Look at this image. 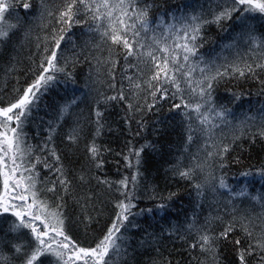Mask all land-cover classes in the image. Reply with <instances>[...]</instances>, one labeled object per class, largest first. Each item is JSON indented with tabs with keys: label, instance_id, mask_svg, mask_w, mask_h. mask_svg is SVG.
<instances>
[{
	"label": "snow or ice",
	"instance_id": "snow-or-ice-1",
	"mask_svg": "<svg viewBox=\"0 0 264 264\" xmlns=\"http://www.w3.org/2000/svg\"><path fill=\"white\" fill-rule=\"evenodd\" d=\"M253 87L264 98V0H0V264H264ZM114 115L142 139L180 128L165 173L187 203L141 184L147 140L109 178Z\"/></svg>",
	"mask_w": 264,
	"mask_h": 264
},
{
	"label": "trees",
	"instance_id": "trees-1",
	"mask_svg": "<svg viewBox=\"0 0 264 264\" xmlns=\"http://www.w3.org/2000/svg\"><path fill=\"white\" fill-rule=\"evenodd\" d=\"M76 35H79V30H75ZM223 35V34H220ZM220 35L217 34V29L213 27L209 30L207 33V41L205 43V48L203 51L207 52L209 49H212L214 47L218 48L217 42L220 40ZM86 71V69H84ZM14 81H10L8 84L9 91L11 90L13 86ZM229 89H231V86H229ZM239 90V89H237ZM246 93L249 91L248 87H245L243 89ZM252 95L251 97H245L243 103L245 107H247L248 99H251L253 103H255L258 99H264V98H258L255 93L256 89L253 87L250 89ZM219 95L221 98H224V102L227 103V95L228 93L225 91L224 88L220 89ZM7 98V97H5ZM56 98L55 92H52L51 94L45 95L40 103V115L43 116L45 113V103L51 104L53 99ZM47 118V117H45ZM112 119L116 121V123H113V131L111 133L105 132L104 140L108 144L109 147H111L114 151L112 154H110L107 157L108 164L106 165V171L108 173L109 178L111 179H118L122 175H130L132 174L135 169H127L125 168L124 162L119 156H116L115 153L121 152L123 150L124 152L127 151V149L124 147L126 140H132L133 144H135L136 147H139L140 144H144L147 140L151 144L155 145V148H145L144 152L142 153V167L140 171L143 173V175L139 178L141 181V184H149V185H156L158 187L159 191H165L166 185L169 190L176 191L177 188L180 189L181 197L185 203H187L188 197L184 194L183 187L177 185L173 180L172 177L169 174L165 173V169L167 168L168 164L167 161H169L172 157V155L176 152V145L178 143V134L180 132V128L176 126L175 124L168 126L167 128L164 127V125H156L155 127L163 129L162 132H154L153 126L151 124V121L149 122L148 129L143 133V139L140 137H134L133 135H128L126 129L122 130V126L118 127L119 123V116H113ZM152 120L160 119L165 122V125L167 124V108L164 110V115H161L159 117H152ZM134 130H135V126ZM29 136H34L37 129L34 126H30L28 129ZM35 142V141H32ZM171 145V147H170ZM261 160H264V152L260 150L259 147L253 149V158L250 161H246V164L251 163L254 165H259ZM117 161H119V164H117ZM117 168H119V175L117 174ZM244 169H239V171H242ZM237 169H233V173H237ZM239 179L238 175L235 176V178H230V182L236 183ZM256 187H259V184L256 185ZM166 194V191H165ZM179 204V201H178ZM140 207H151L152 202L148 201L147 199L140 202Z\"/></svg>",
	"mask_w": 264,
	"mask_h": 264
}]
</instances>
